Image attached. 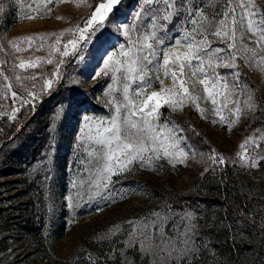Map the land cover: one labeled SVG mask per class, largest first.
<instances>
[{
	"label": "rangeland",
	"instance_id": "rangeland-1",
	"mask_svg": "<svg viewBox=\"0 0 264 264\" xmlns=\"http://www.w3.org/2000/svg\"><path fill=\"white\" fill-rule=\"evenodd\" d=\"M105 2L0 0L4 6L0 12L1 154L18 148L21 141L13 138L21 130L32 134L39 125L47 127L41 137L44 147L34 165L20 169L21 173L15 176L0 179V205L8 208L10 220L8 230L0 228V264H185L186 260L189 264H219L216 259L206 263L197 259L196 253L200 251L197 235L192 246L195 253L187 257L177 259L176 253L169 257L156 248L149 252L142 250L143 225L155 219L153 213L168 217L164 232L177 241L178 249L183 247L180 233L187 223L182 221L185 213L195 214V224L203 223V215L199 213L202 206H196L197 209L184 199L181 208L172 207L157 194L147 193L143 184L170 195L216 197L221 176L228 173L264 205V158H260L264 157V63H258L264 57V50L246 31L238 47L241 43L247 45L256 50V56L237 52V68L216 69L220 76H227L230 87L232 73L240 74L235 81L238 87L230 98L217 95L214 106L202 91V85L189 83L190 92L199 96L198 100L188 99L176 110L168 105L159 108V124L182 130L177 133L183 138L180 147L188 153L183 162L180 158L164 157L154 160L152 167L142 168L135 163L130 171L113 175L108 187L97 194L92 185L95 162L90 157L92 145L85 117L107 120L115 115L123 93L117 83L118 74L110 69L107 74L100 72L102 58H106L105 53H119L121 45L127 46L124 27L139 23L136 15L147 7L143 0H123L107 19L92 25L86 33L89 38L79 42L76 54L62 56L64 44L72 36L69 29L83 27L95 8ZM254 3L258 10L264 11V0H254ZM222 6V2L217 3L213 9L211 0H207L204 12L212 15ZM147 22L145 18L144 23ZM175 23L174 18L169 29ZM28 37L31 39H25ZM210 39L214 40L213 48H225L215 38ZM48 80L53 81L51 87L46 84ZM164 85L171 87L173 82L170 78L164 79ZM135 88L136 84H132V89ZM160 88L157 82L148 91H160ZM250 91L255 102L251 110L245 104ZM76 93L94 101L97 108L77 113L69 102ZM214 107L221 109L223 122L213 112ZM237 107L241 109L239 113ZM220 158L223 163L219 162ZM34 180H40L42 189L40 246L30 238L25 221L28 214L25 189ZM262 213L256 224H263L259 226L263 231ZM216 215L213 206L205 224H213ZM150 231L155 238L156 229L150 228ZM158 242L154 239V243ZM255 264H264V247Z\"/></svg>",
	"mask_w": 264,
	"mask_h": 264
},
{
	"label": "snow or ice",
	"instance_id": "snow-or-ice-1",
	"mask_svg": "<svg viewBox=\"0 0 264 264\" xmlns=\"http://www.w3.org/2000/svg\"><path fill=\"white\" fill-rule=\"evenodd\" d=\"M117 2L118 0H106L105 3H100L83 27L69 29L72 36L64 44L61 55L67 57L76 54L79 42L89 38L86 36L88 30L94 23H102ZM211 2L213 9L217 3L222 2L223 6L214 14L207 15L204 12L207 0H200V3H196V0H143L147 7L137 13L136 20L139 23L124 27L123 35L128 38L127 46L121 45L119 53H105L106 58H102L103 67L100 72L107 74L110 69L118 74L117 83L121 85L123 100L116 104L115 115L110 119L85 117L88 121L85 125L88 140L92 145L90 157L95 162V179L92 185L97 194L108 187L113 175L130 171L135 163H139L142 168L152 167L154 160L164 157L180 158L183 162L188 153L180 147L183 138L177 133L182 130L169 128L168 124H159V108L168 105L176 110L188 99L193 102L198 100L200 97L190 92L189 83L194 85L198 82L202 85V91L207 93V99L214 106L217 105V95L223 94L225 99L230 98L238 87L235 81L240 74L238 71L232 73L233 84L230 87L227 76H220L216 69L221 66L237 68V52L251 53L252 58L256 56L255 49L242 43L238 47V41H242L246 31L255 37L254 43L264 50V11L257 9L254 0ZM3 9L4 6L0 4V12ZM145 18L147 23H144ZM174 18L176 23L169 29L168 25L173 23ZM210 37L215 38V42L224 44L225 48H213L214 40ZM25 39L30 40L31 37ZM59 43L58 39L57 44ZM233 49L236 51H232ZM56 51L60 52V48ZM222 53L224 54L221 55ZM80 58L83 59V56ZM47 62L52 63L51 60ZM258 63H264V57ZM20 66H24L23 62ZM100 72L95 75L98 76ZM161 76L164 79L170 78L173 85L165 86ZM157 82L161 86L160 91L149 92L148 89ZM52 83V80L46 81L48 87ZM132 84H136L135 89H132ZM251 96L250 91L249 100L245 101L249 110L255 107ZM240 111L237 107L236 112ZM213 112L220 116L221 122L224 121L219 107H214ZM213 162H216L215 158ZM219 162L224 161L220 158ZM153 215L155 219L150 224L143 225L145 231L141 232L143 251L149 252L156 248L169 257L176 253L177 259L194 255L195 249L192 246L197 235L194 213H185L182 218L187 223L180 233L183 247L179 249L176 247L177 241L164 232L168 217L161 213ZM150 228L156 229L155 238ZM154 239L159 242L154 243ZM185 264L189 262L186 260Z\"/></svg>",
	"mask_w": 264,
	"mask_h": 264
},
{
	"label": "trees",
	"instance_id": "trees-1",
	"mask_svg": "<svg viewBox=\"0 0 264 264\" xmlns=\"http://www.w3.org/2000/svg\"><path fill=\"white\" fill-rule=\"evenodd\" d=\"M122 1H119L118 5L106 15L105 19L120 6ZM69 102L74 105L73 109L78 111L77 113L80 110L91 112L97 108L94 101L79 93H76ZM71 119L73 118L71 117ZM39 126L32 134L26 133L24 130L18 132L13 139H18L21 142L15 150L3 154L0 150V179L4 180L15 176L21 173L20 169L23 170L34 165L40 149L44 147V139H41V137L46 133L45 129L47 128L44 127V124ZM190 140L193 143L194 140L191 138ZM221 179L219 196L208 198H200L193 194L170 195L155 189L147 183L143 184V187L147 193L157 194L160 200L172 207L181 208L184 199L188 203H192L193 206L195 205L194 207L198 205L203 207L199 211L203 215V223L196 224L197 244L200 246V251L196 253V257L199 261L203 260L206 263L209 259H216L219 264H255L259 253L264 247V230L262 231L259 228L263 224H256L260 213L263 214L262 212H264V205L258 203L255 195L242 188L239 182L234 180L228 173L222 174ZM39 181L34 180L25 189L28 195L26 229L37 246L41 245L43 234V224H40L41 218L39 215L42 195ZM213 206L217 210L215 220L213 224H205L208 219V212ZM9 221L8 208L0 205L1 230L9 229Z\"/></svg>",
	"mask_w": 264,
	"mask_h": 264
}]
</instances>
